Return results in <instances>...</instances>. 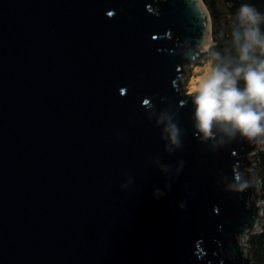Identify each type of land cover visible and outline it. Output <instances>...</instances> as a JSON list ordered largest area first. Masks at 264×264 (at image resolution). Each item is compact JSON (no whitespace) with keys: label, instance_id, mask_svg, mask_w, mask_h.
I'll list each match as a JSON object with an SVG mask.
<instances>
[{"label":"water","instance_id":"water-1","mask_svg":"<svg viewBox=\"0 0 264 264\" xmlns=\"http://www.w3.org/2000/svg\"><path fill=\"white\" fill-rule=\"evenodd\" d=\"M209 25L201 0H0V264H249L259 190L225 184L264 146L201 141L181 86Z\"/></svg>","mask_w":264,"mask_h":264},{"label":"clouds","instance_id":"clouds-1","mask_svg":"<svg viewBox=\"0 0 264 264\" xmlns=\"http://www.w3.org/2000/svg\"><path fill=\"white\" fill-rule=\"evenodd\" d=\"M109 16L112 13H108ZM264 12L254 4L242 3L234 14L230 47L224 52L211 44L205 49L207 66L189 92L192 97L193 127L201 141H212L223 135L228 142L242 138L256 146H264ZM233 52L235 53L233 55ZM190 60V57L186 56ZM243 82V86L240 84ZM156 123L162 124L168 144L182 146L180 129L172 117L162 112ZM195 134V133H194ZM169 153L173 147L165 145ZM181 160L180 164L183 165ZM164 171L168 168L164 167ZM182 169L178 168L177 173ZM227 180V177L224 178ZM131 183L122 185L127 187ZM253 183L240 173H234L225 184V191L242 193ZM168 187V185H166ZM164 193L154 191L158 197ZM185 208V202L179 204Z\"/></svg>","mask_w":264,"mask_h":264},{"label":"trees","instance_id":"trees-1","mask_svg":"<svg viewBox=\"0 0 264 264\" xmlns=\"http://www.w3.org/2000/svg\"><path fill=\"white\" fill-rule=\"evenodd\" d=\"M223 2L226 7V13L230 19V23L228 26H226V28H223L222 31L215 28L217 21V12L213 8V6L210 5V14L212 17V23L214 25L212 30L214 43H212L211 45L215 50L221 52H224L230 47L234 14L240 4L251 3L254 4L259 11L264 12V0H223ZM261 29L264 30V24L261 25ZM234 54L235 53L233 52V55ZM205 59H208L207 55L205 56ZM240 86H243V82H241ZM254 158V170L259 182V198L263 201V222L259 231L249 234L248 240L253 262L255 264H264V148L255 151Z\"/></svg>","mask_w":264,"mask_h":264},{"label":"rangeland","instance_id":"rangeland-1","mask_svg":"<svg viewBox=\"0 0 264 264\" xmlns=\"http://www.w3.org/2000/svg\"><path fill=\"white\" fill-rule=\"evenodd\" d=\"M205 5L206 8L209 12V28H210V43L214 42V38L212 36V30H213V23H212V17L210 14V5L213 6V8L215 9V11L217 12V21H216V25L215 28L219 29L220 31H222L223 28H226V26L229 25L230 23V19L226 13V7L224 5L223 0H201ZM208 2V3H207ZM209 5V6H208ZM215 12V13H216ZM207 59L204 60H196L194 62H192L189 66L185 65L183 70H185V76L182 77L181 82L183 85L182 88H184L185 92H187V84L189 82V80L195 76L196 74H198L199 72L202 71L204 64L206 63ZM247 157H249L250 161H253L254 163L251 164V169H247V172L250 175V179L251 182L256 186L255 187V192L257 193V191L259 190V182L257 180L256 174H255V170H254V166H255V158H254V153L250 152ZM257 203L259 204V206L261 207V216H262V221H263V213H262V205H263V201L258 197ZM249 235H242L239 237V244L242 248V251L245 253L246 250L248 251L249 255V264H255L253 262L252 259V255H251V251H250V245H249Z\"/></svg>","mask_w":264,"mask_h":264},{"label":"bare ground","instance_id":"bare-ground-1","mask_svg":"<svg viewBox=\"0 0 264 264\" xmlns=\"http://www.w3.org/2000/svg\"><path fill=\"white\" fill-rule=\"evenodd\" d=\"M208 41L210 42V39H208ZM208 46H209V45H207V47H208ZM207 47H206V48H207ZM206 66H207V61H206V63L204 64L202 71L199 72L198 74H196L195 76H193V77L189 80V82H188V84H187V87H186V88H187V93H189L190 90H191V88H192L193 86H195L196 82L199 80L200 76L203 74V70L206 68Z\"/></svg>","mask_w":264,"mask_h":264}]
</instances>
